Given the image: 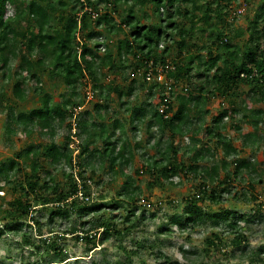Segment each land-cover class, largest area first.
Masks as SVG:
<instances>
[{
	"label": "trees",
	"instance_id": "1",
	"mask_svg": "<svg viewBox=\"0 0 264 264\" xmlns=\"http://www.w3.org/2000/svg\"><path fill=\"white\" fill-rule=\"evenodd\" d=\"M230 3V0H0V115L4 114L7 120L5 132L10 135L19 130L24 136L37 134L48 139L19 149L8 163L0 164V237L19 234L23 227L30 229L33 225L27 219L37 210L49 213L47 233L54 236L47 242L43 240L44 251L62 260L66 259L62 242L67 238L95 248L110 237L127 234L142 218L137 217L136 210L144 200L142 189L134 185L132 176L126 175L116 192L127 211L122 224L131 227L119 230L115 217L104 215L106 207L118 206L117 199L86 203L92 198L85 169L95 173L106 166L110 178L101 181V187L113 184L127 168H133L137 176H146L149 187L162 183L175 185L174 179H197V191L183 200L184 223L175 216L172 223H177L183 232L187 226L193 230L199 223L209 221L215 228L222 222L230 228L227 238L231 247L246 246V225L254 222L253 217L227 208L217 211L203 208V204L217 206L250 200L256 203L252 208L256 215L260 220L263 218L261 203H257L255 195L254 184L261 182L255 162L238 158L239 151L223 130L224 120L231 114L241 115L254 132H259L264 124V109L249 108L245 103L246 98L252 103L264 101V0H260L249 18V39L241 47L220 26L226 24ZM142 19L155 21L143 25ZM119 35L123 36L117 40L115 52H111L109 38ZM202 38L208 44L199 47L197 42ZM203 51L204 55L200 53ZM149 64L153 76L151 82H146ZM157 68L162 70L163 83L156 79ZM107 74L111 81L102 83L101 78ZM44 75L50 82L61 83L67 96L58 101L44 92ZM118 78L128 80V85L121 88L115 83ZM192 80L197 81L194 88H184L183 94L173 93L175 84L185 81L191 85ZM87 83L93 99L92 112L82 110ZM6 84L11 86L13 103L3 99ZM136 91L145 94L144 102L135 105L123 100ZM113 95L119 109L128 114L131 134L139 132L137 122L147 119L145 132L156 128L159 136L155 144H150L155 133L150 132L145 143L134 141L137 139L133 135L128 137L124 121L114 118L116 111L107 120L99 115L100 111L109 113ZM209 97L224 98L228 103L203 128L207 141H215L214 150L192 137L209 113L205 107ZM173 98L178 105L175 111L171 105ZM34 99L37 104L29 110L15 108L16 104ZM191 127L194 129L189 142L181 145L176 138L183 137ZM59 130H66V134L61 143H56ZM165 132L168 136L163 141L161 135ZM262 141L252 133L243 136V145L252 149L264 148ZM216 150L222 154L219 160L214 158ZM135 154L141 158L139 167H133ZM229 157L233 158L231 162L227 161ZM231 164L235 166L233 171ZM75 167L79 173L74 172ZM57 174L61 179H57ZM244 174L249 180L248 191L231 194V183L243 182ZM237 215L245 226L229 222V217ZM55 216L73 223L61 231L54 230ZM33 224L36 235L42 236V223L33 219ZM26 234L21 242L33 245L35 241ZM223 238L219 233L207 235L205 255L212 248L228 254ZM34 249L41 256L39 245ZM259 260L263 261L261 257Z\"/></svg>",
	"mask_w": 264,
	"mask_h": 264
},
{
	"label": "rangeland",
	"instance_id": "2",
	"mask_svg": "<svg viewBox=\"0 0 264 264\" xmlns=\"http://www.w3.org/2000/svg\"><path fill=\"white\" fill-rule=\"evenodd\" d=\"M231 3L228 4L229 16L226 19V24L221 23V27L226 30L225 32L232 39V42L238 47H241L248 39L247 26L249 23V18H251L254 10L258 7L260 0H230ZM147 9V8H145ZM138 15L137 8L134 9ZM112 17L117 19V15H112ZM155 20H141L143 25H150ZM228 32H232V35ZM235 33H242L240 36H234ZM123 35L117 37L109 38L111 39L110 51L115 52L117 40ZM208 42L206 39H198L197 45L199 47L204 46ZM204 55V51L200 52ZM109 74L101 78V82L107 84L111 81ZM42 81L44 83V92H48L55 100L60 101L61 96L65 98L67 92L65 88L58 82H50L46 75L42 76ZM191 85H188L185 81H180L173 87L174 94H183L184 88L190 90L194 88L197 81L192 80ZM121 88L123 85L126 87L129 81H122L121 79L115 80ZM10 84H6L4 87L3 99L13 103L10 93ZM156 91H154L155 93ZM136 93H138L136 95ZM114 99L110 104L111 109L109 113L105 114L104 111H100L99 115L107 120L108 116L112 115V112L116 111L117 115L114 118H119L124 121L126 134L128 137H132L129 125H128V114L119 109L118 101H116L115 95L112 96ZM146 99L145 94L142 91H136L135 95H132L129 99L127 97L123 100H129L135 105H139ZM151 100V99H150ZM85 104L82 110L87 109L88 111H93V99L91 98V91L87 83L85 88ZM245 103L247 107L264 109V101L252 103L246 98ZM35 104H37L36 99L29 100L22 104H16L15 108L19 110H29ZM171 105L175 111L177 108V102L175 98L171 99ZM205 107L208 109L209 113L206 115L203 122V126L198 130V132L192 136L191 129L184 133L183 137L179 136L176 139L180 140L181 145H186L189 142V137H194L200 141V144H206L212 150L215 149V141H207L205 138L204 126L210 125L213 117L220 112L222 109L228 107V103L224 98L220 97H209ZM163 109V107L161 106ZM159 108V110L161 109ZM78 113L79 110H76ZM232 117H228L224 120L225 128L223 134L231 139V144L237 148L238 158L249 160L255 162L256 174L261 179V182L255 183V195L257 197V203H261V216L256 215L253 209L256 206L254 201L248 200L235 201L232 203L223 202L220 205H204L203 208L208 211H217L222 208H227L233 213L246 214L248 217H253L254 222L251 225H246L238 217H229V222H235L240 226H247V232L245 235L247 237L246 246H241L240 248H232L227 232L230 228L219 222V225L215 228L212 227V222L199 223L194 227L193 230L190 226H187L183 232L179 231V226L176 223H172V218L175 216L182 223H184L183 218V200L187 197H191L197 191L198 180H194L192 177H186L184 179L178 180L174 179L175 185L159 184L152 187L148 186V179L146 176H139L134 174L133 168L126 169L123 176H118L109 186L101 187L99 186L101 181H107L110 175L107 172L105 166L103 171L91 172L89 169H85V175L89 177L90 182V199L87 205L99 202H108L113 199H117L119 204L115 208L106 207L103 209V213L106 217H115L118 224V229L121 230L123 227H128L130 224H122V218L126 215L127 211L122 208V199L116 197V192H118L122 184L125 182L126 175H130L133 178L134 185L140 187L143 192L144 200L141 201V207L136 210L137 217L142 215V218L137 220L134 226L127 232H124L121 237H110L103 244H96L95 248H91L84 244V242H76L73 238H67L65 242H62L65 248V260L54 256L52 253H47L44 251L43 240L48 241V239L54 236L48 234L49 226L46 225L49 219V213L37 210L30 214L27 219L30 223L31 228L23 227L19 234L7 233L0 237V264H264V253H259V251L264 252V148L263 147H250V145H243V136L249 135L250 133L255 136L262 138V143H264V124L260 125L259 132H254L252 126L245 123L242 120L241 115L231 114ZM6 117L4 114L0 115V164L8 163L9 159L14 158V153L22 148H28L29 146H34L38 143H44L48 141L47 138H40L39 135L33 134L30 136H24L17 130L16 134L7 135L5 132L6 128ZM146 119L142 123L137 124L139 127V132L134 133V141L146 142L148 136L151 133H155V137L151 139L150 144L153 145L159 139L156 133V128H152L148 133L145 132ZM194 129V128H193ZM151 132V133H150ZM66 130H59L57 136L55 137L56 143H61L63 141V136H65ZM115 135H118V131H115ZM168 134L165 132L161 135V139L164 141L167 139ZM199 144V145H200ZM217 149V148H216ZM78 149L74 150V155H76ZM154 153V151H153ZM214 158L219 160L222 157L221 151L216 150ZM190 157V156H189ZM232 157L228 158L227 161H232ZM133 167H139L142 162L138 154H135L133 158ZM234 165H230V169L234 170ZM79 169L75 167L74 172L79 173ZM244 181L231 183V194L243 193L248 191L247 184L249 183L247 174H244ZM57 179H61V176L57 174ZM258 179V178H256ZM2 194V193H0ZM86 201V200H85ZM117 202V203H118ZM40 208V207H35ZM253 208V209H252ZM33 219L42 223L44 227V234L42 236H37L33 224ZM26 220V221H27ZM71 220V219H70ZM54 230H63L66 226H71L72 221H65L63 217L55 216L52 218ZM78 224V222H77ZM230 224V223H228ZM1 225V223H0ZM45 225V226H44ZM87 227V225H86ZM131 227V226H130ZM27 233L26 236L31 237L33 245L23 244L21 241L22 235ZM211 233L222 234V241L228 245L226 253L218 251L214 248L210 250L208 256L205 255L203 251L205 248L204 239L207 235ZM247 233V234H246ZM99 233L96 235V240L99 239ZM190 238V241L186 239ZM41 241L40 244L39 242ZM22 243V245H21ZM98 243V242H97ZM35 245H39L41 256L36 255L37 250H35ZM244 249V252L241 250ZM259 257L263 261L259 260Z\"/></svg>",
	"mask_w": 264,
	"mask_h": 264
},
{
	"label": "built area",
	"instance_id": "3",
	"mask_svg": "<svg viewBox=\"0 0 264 264\" xmlns=\"http://www.w3.org/2000/svg\"><path fill=\"white\" fill-rule=\"evenodd\" d=\"M149 70H148V72L146 73V75H145V81L146 82H151V80H152V66H151V64H149ZM161 69L160 68H157L156 69V72L158 73V76H157V81L159 82V83H163V76H162V74H161ZM160 111L162 112L163 111V109L161 108L160 109ZM71 146L73 147V144H71ZM78 196L81 198V193H78ZM85 200H87V199H85Z\"/></svg>",
	"mask_w": 264,
	"mask_h": 264
}]
</instances>
